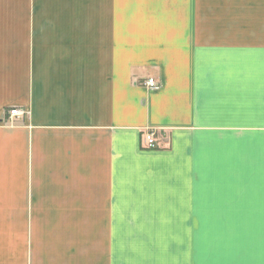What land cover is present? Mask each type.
<instances>
[{"label": "crops", "instance_id": "crops-1", "mask_svg": "<svg viewBox=\"0 0 264 264\" xmlns=\"http://www.w3.org/2000/svg\"><path fill=\"white\" fill-rule=\"evenodd\" d=\"M0 264H264V0H0Z\"/></svg>", "mask_w": 264, "mask_h": 264}, {"label": "built area", "instance_id": "built-area-1", "mask_svg": "<svg viewBox=\"0 0 264 264\" xmlns=\"http://www.w3.org/2000/svg\"><path fill=\"white\" fill-rule=\"evenodd\" d=\"M144 85L150 89H155L158 86L157 82L153 78H147L146 81L144 82ZM26 113L27 112L23 109L12 108L8 110L6 119L13 120L15 118L23 117ZM144 140H145V146L147 148H153L155 146L153 132L146 133Z\"/></svg>", "mask_w": 264, "mask_h": 264}]
</instances>
